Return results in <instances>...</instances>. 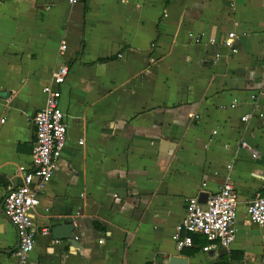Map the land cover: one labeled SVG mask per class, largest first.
<instances>
[{"label": "crops", "instance_id": "obj_1", "mask_svg": "<svg viewBox=\"0 0 264 264\" xmlns=\"http://www.w3.org/2000/svg\"><path fill=\"white\" fill-rule=\"evenodd\" d=\"M59 66L67 139L34 211L48 234L21 262L4 198L31 169ZM263 94L264 0H0V264H264V229L246 214L264 189ZM225 183L238 198L230 248L204 251L201 234L178 248L186 199ZM68 225L73 238L53 237Z\"/></svg>", "mask_w": 264, "mask_h": 264}, {"label": "built area", "instance_id": "obj_2", "mask_svg": "<svg viewBox=\"0 0 264 264\" xmlns=\"http://www.w3.org/2000/svg\"><path fill=\"white\" fill-rule=\"evenodd\" d=\"M80 1L67 0L70 5ZM233 38L234 33H229L223 40V46L233 50ZM65 50V44H61L59 53ZM68 74L67 66H59L51 74L50 84L43 88L46 103L33 117L35 144L31 169L19 168L21 183L9 190L4 198V213L16 231V256L21 262L33 251L37 236L48 234L47 229L38 231L33 219L34 211L40 205L39 195L44 185L51 180L67 139L64 115L59 106V87L64 84ZM241 146L248 149L253 158H257L256 152L246 142H242ZM237 205V194L229 183L209 195L204 205L196 197L187 198L184 216L176 225L172 240L180 249L190 248L193 245L191 236L201 234L209 243L203 248L204 251L216 245L229 249L235 239L233 225ZM246 214L252 224L264 229V189L246 204Z\"/></svg>", "mask_w": 264, "mask_h": 264}, {"label": "water", "instance_id": "obj_3", "mask_svg": "<svg viewBox=\"0 0 264 264\" xmlns=\"http://www.w3.org/2000/svg\"><path fill=\"white\" fill-rule=\"evenodd\" d=\"M208 195L207 194H200L198 201L201 204H205L207 200ZM72 226L68 225L64 228H55L52 230L53 237L55 239H65V238H73L71 234H69L72 231ZM63 233V235H62ZM166 264H187V260L185 258L179 257V256H171L167 259Z\"/></svg>", "mask_w": 264, "mask_h": 264}, {"label": "trees", "instance_id": "obj_4", "mask_svg": "<svg viewBox=\"0 0 264 264\" xmlns=\"http://www.w3.org/2000/svg\"><path fill=\"white\" fill-rule=\"evenodd\" d=\"M205 240H206V239H205ZM219 264H226V257H223V258L221 259V262H220Z\"/></svg>", "mask_w": 264, "mask_h": 264}]
</instances>
